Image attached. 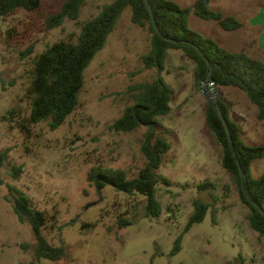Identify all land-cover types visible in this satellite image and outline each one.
Here are the masks:
<instances>
[{"label": "rangeland", "instance_id": "obj_1", "mask_svg": "<svg viewBox=\"0 0 264 264\" xmlns=\"http://www.w3.org/2000/svg\"><path fill=\"white\" fill-rule=\"evenodd\" d=\"M65 1L42 0L35 12L18 9L0 17V152L7 151L0 185V264H264V237L250 227V209L222 166V149L207 125L208 101L195 81L193 62L182 51L169 50L163 71L145 68L151 33L131 21L129 7L84 70L78 105L66 121L55 130L49 120L30 123L35 58L55 42L76 44L81 25L111 2L86 0L78 20L66 18L49 28L47 18L60 12ZM173 1L189 8L196 0ZM211 8L235 16L243 26L225 31L190 14L193 30L227 50L261 56L264 0H212ZM159 77L171 87L172 96L169 113L157 119L155 135L171 144L158 173L171 184L157 186L161 214L146 217L142 196L111 186L98 191L88 173L93 167L122 169L130 179L146 165L141 148L149 128L117 132L112 124L136 102L134 88ZM203 88L209 95L210 87ZM217 92L244 142L264 145V123L245 94L234 87ZM12 166L21 167L18 178L11 176ZM251 173L255 178L264 174V157L252 162ZM205 181L215 188L200 190ZM7 185L49 216L44 236L54 246H65L61 260L35 258L33 231L6 200ZM196 199L209 207L204 219L185 232ZM120 217L131 224L119 228ZM180 235V249L173 254Z\"/></svg>", "mask_w": 264, "mask_h": 264}, {"label": "trees", "instance_id": "obj_2", "mask_svg": "<svg viewBox=\"0 0 264 264\" xmlns=\"http://www.w3.org/2000/svg\"><path fill=\"white\" fill-rule=\"evenodd\" d=\"M86 0H66L61 11L50 15L47 20L49 28H55L66 18L78 20L80 10ZM151 4L156 31L144 0H111L104 5L99 14L80 27L76 44L58 41L38 55L33 63V76L29 94L31 101L29 121L38 124L49 120L52 130L60 127L78 105V96L84 85V70L96 53L105 44L122 11L131 9V21L151 33L150 50L143 56L147 69L164 70L169 50H180L194 64V78L197 83L204 82L216 88L234 87L243 92L247 100L256 107V118L264 123V62L244 50L234 52L227 50L210 37L193 30L189 25V16L213 21L225 31H234L243 26L235 16L224 15L211 8L212 0H196L192 7L183 8L173 0H148ZM42 0H0V17H7L18 9L35 12L41 7ZM167 37L170 40H165ZM210 73V76H209ZM134 87V86H132ZM132 87L130 88L131 90ZM138 91L136 102L126 107L123 115L113 124L117 132H129L143 125L149 128L142 144V153L146 165L139 170L136 177L128 179L122 169L93 167L88 173V180L98 191L106 186L127 195H140L145 200L146 217H157L162 212V205L157 199L159 184L169 186L170 180L159 174L165 154L171 144L164 137L156 136L158 117L170 111L171 87L159 77L153 82L135 87ZM221 111L225 117L236 155L244 173V185L251 200L264 205V174L255 178L251 173L254 160L264 157V145H248L240 134L239 125L231 118L228 105L218 97ZM206 122L221 146V163L236 181L242 202L250 209L248 221L250 227L264 237V215L254 206L242 187L238 165L229 145L227 133L217 111L208 103ZM7 151L0 152V185L3 184L1 169L5 165ZM21 167L12 166L10 174L18 178ZM6 200L22 224H28L34 234V256L40 260L59 261L65 256V246H54L44 236V230L50 222L49 216L33 207L30 198L14 186L7 185ZM200 190L215 188L214 183L205 181ZM194 212L189 217L185 232L200 223L209 205L199 199L193 202ZM131 224V220L120 217L119 228ZM182 235L174 244L173 254L179 251ZM24 246V245H23Z\"/></svg>", "mask_w": 264, "mask_h": 264}, {"label": "water", "instance_id": "obj_3", "mask_svg": "<svg viewBox=\"0 0 264 264\" xmlns=\"http://www.w3.org/2000/svg\"><path fill=\"white\" fill-rule=\"evenodd\" d=\"M144 3H145V6L147 8V10L149 11L150 13V16H151V19H152V22H153V25L156 29V31L159 33V30H158V26L155 22V18H154V15H153V11H152V7H151V4L148 0H144ZM165 40H170L169 38L167 37H163ZM170 41H174V40H170ZM209 76H210V73H209ZM205 85L204 82L201 83V91H202V94L206 97L208 103L217 111L218 115L220 116L222 122H223V125L225 127V130H226V133H227V137H228V141H229V145L231 147V150H232V153L234 155V158L236 160V163L238 165V169H239V173H240V178H241V182H242V187L246 193V196L248 197V199H250V196L245 188V185H244V173L242 171V168L240 166V162L238 160V157L236 155V151H235V147H234V144H233V141H232V137H231V134H230V131H229V127L227 125V122L225 120V117L221 111V108H220V105H219V101H218V92H217V88L214 86L213 83H211V87H210V94L208 95V93L206 92V90L203 88V86ZM251 203L257 207V209L264 215V210L262 208L261 205H259L256 201L254 200H251Z\"/></svg>", "mask_w": 264, "mask_h": 264}, {"label": "crops", "instance_id": "obj_4", "mask_svg": "<svg viewBox=\"0 0 264 264\" xmlns=\"http://www.w3.org/2000/svg\"><path fill=\"white\" fill-rule=\"evenodd\" d=\"M262 32H264V26L262 27ZM264 34V33H263ZM262 34V35H263ZM262 38L260 39V42H259V39H258V45H259V49L261 51V56L258 57L260 58L263 62H264V35L261 36ZM252 55V54H251ZM254 56V55H253Z\"/></svg>", "mask_w": 264, "mask_h": 264}]
</instances>
